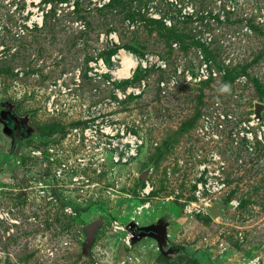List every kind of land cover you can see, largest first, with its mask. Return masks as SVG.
<instances>
[{
    "label": "rangeland",
    "instance_id": "374dc122",
    "mask_svg": "<svg viewBox=\"0 0 264 264\" xmlns=\"http://www.w3.org/2000/svg\"><path fill=\"white\" fill-rule=\"evenodd\" d=\"M1 102L0 264H264V0H0Z\"/></svg>",
    "mask_w": 264,
    "mask_h": 264
},
{
    "label": "built area",
    "instance_id": "2783aa9c",
    "mask_svg": "<svg viewBox=\"0 0 264 264\" xmlns=\"http://www.w3.org/2000/svg\"><path fill=\"white\" fill-rule=\"evenodd\" d=\"M172 1V0H170ZM34 14L31 15V17L29 18V23L27 22L28 25L32 26L31 23H37L39 24L42 20V13L38 12V10H35L33 11ZM119 57V56H118ZM130 57L133 58L136 61H139L137 60L131 53H130ZM117 60L115 58H113V64H115ZM141 64L142 65H145L146 63L144 62V60H140ZM120 63H121V60H120ZM159 64H161V61L158 62ZM98 64L101 66V68H104V69H107V72L109 73H112V74H115L117 73V75L122 76V77H130V74L131 72L133 71L134 67L135 66H132L129 70H128V75L125 76V75H120L117 71H115L114 69H111V71H109L110 69L106 67V65L103 63V61H99ZM97 65V64H96ZM96 65H92L94 67V69H97ZM131 90V88H129ZM118 95L120 98H122L121 94L122 92L120 90H118ZM126 94H124V97H125ZM89 128H86L85 131H84V134L85 135H89ZM75 132H78V129H75L74 130ZM124 133V132H123ZM70 134H68L69 136ZM80 137H81V134L78 136L79 140H80ZM142 143V141L137 138L135 135L133 134H125L124 133V144L120 147V150L124 153H126L125 155H122L121 156V153H118V154H115L114 156V160L117 162V161H122V162H125L128 160L129 157H132L134 155H136V152L138 150V147L140 146V144ZM203 185V184H202ZM201 184H199L200 187H202ZM203 188V187H202ZM148 192V190H146Z\"/></svg>",
    "mask_w": 264,
    "mask_h": 264
},
{
    "label": "flooded vegetation",
    "instance_id": "af4514ba",
    "mask_svg": "<svg viewBox=\"0 0 264 264\" xmlns=\"http://www.w3.org/2000/svg\"><path fill=\"white\" fill-rule=\"evenodd\" d=\"M9 107L11 108V112L6 117L3 129L10 140L9 152L11 156H17L21 153V148L25 140L31 139L33 136L35 137L36 131L29 127L27 117L18 115L12 108V105Z\"/></svg>",
    "mask_w": 264,
    "mask_h": 264
},
{
    "label": "water",
    "instance_id": "95a60500",
    "mask_svg": "<svg viewBox=\"0 0 264 264\" xmlns=\"http://www.w3.org/2000/svg\"><path fill=\"white\" fill-rule=\"evenodd\" d=\"M11 105L10 102H1L0 103V122L5 125V121H6V117L8 115V113L11 112V108L9 107ZM263 108L262 104H257L256 105V113L259 115L260 114V110ZM29 127L33 130L34 128L32 126L29 125ZM210 211L212 212V214L214 216H217L218 214H220V209L219 206L215 205V206H211L210 207ZM92 227V224H90V228Z\"/></svg>",
    "mask_w": 264,
    "mask_h": 264
},
{
    "label": "bare ground",
    "instance_id": "6f19581e",
    "mask_svg": "<svg viewBox=\"0 0 264 264\" xmlns=\"http://www.w3.org/2000/svg\"><path fill=\"white\" fill-rule=\"evenodd\" d=\"M122 66L117 70L118 73H122L123 71L128 73V70L132 67L135 66V60L130 57L128 54H122ZM125 74V73H124ZM127 75V74H126Z\"/></svg>",
    "mask_w": 264,
    "mask_h": 264
},
{
    "label": "trees",
    "instance_id": "16d2710c",
    "mask_svg": "<svg viewBox=\"0 0 264 264\" xmlns=\"http://www.w3.org/2000/svg\"><path fill=\"white\" fill-rule=\"evenodd\" d=\"M137 71V69L135 70V72ZM135 72H134V74H135Z\"/></svg>",
    "mask_w": 264,
    "mask_h": 264
}]
</instances>
